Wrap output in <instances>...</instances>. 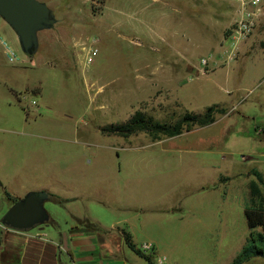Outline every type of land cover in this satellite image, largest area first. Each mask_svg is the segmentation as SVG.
<instances>
[{"label":"rangeland","instance_id":"1","mask_svg":"<svg viewBox=\"0 0 264 264\" xmlns=\"http://www.w3.org/2000/svg\"><path fill=\"white\" fill-rule=\"evenodd\" d=\"M112 1L44 0L59 22L39 34L34 57L11 44L4 30L15 33L0 19L2 36L24 60L12 65L0 56V203L10 202L2 184L17 188L22 179L36 188L30 192L46 186L64 201L45 204L56 231L80 227L78 220L109 223L126 214L147 216L136 202L147 206L152 197L145 191L124 203L126 211L120 209L121 199L128 198L120 192L118 180L125 179L120 170L135 163L141 185L159 184L152 207L157 210L153 222L164 245L162 256L171 264H232L250 235L244 214L250 205L248 177L243 174L250 170L255 180L252 171L257 170L264 177V17L248 39L237 40L231 35L234 25L228 29V20L207 7L191 25L169 20L167 28L148 27L153 38L147 40L125 27H113L103 15ZM91 46L98 54L88 65L83 47ZM202 59L207 67L200 64ZM214 106L227 114L216 115L211 126L162 144L144 133L128 139L102 133L138 110L160 122H175L188 112L203 115ZM37 146L44 158L36 161L32 154L27 173L15 176V163ZM163 146L174 150L164 154L158 150ZM18 152L23 154L18 157ZM55 163L61 171L59 182L49 179ZM220 173L235 176L226 193L227 205L237 216L236 232L223 239L210 214L203 219L207 228L190 224L193 230L183 231L194 220L185 208L201 201L196 210L210 213L219 205L216 197L222 190L196 194L200 185L212 186ZM49 227L41 228L49 232ZM258 245L264 248V243ZM128 253L126 264H147L133 251ZM245 264H264V258Z\"/></svg>","mask_w":264,"mask_h":264},{"label":"crops","instance_id":"2","mask_svg":"<svg viewBox=\"0 0 264 264\" xmlns=\"http://www.w3.org/2000/svg\"><path fill=\"white\" fill-rule=\"evenodd\" d=\"M42 2H44V0H42ZM207 7L214 9L219 19L228 20V29L237 22V17L241 16L239 7L235 3L224 0H113L109 2V6L105 7L103 15L112 21L113 27H125L127 32L135 33L148 40L153 38L148 32V27H158L159 24L160 26L162 24L164 25L163 28H167L169 25H172L170 21H172L173 24L182 22L184 25L186 23L191 25L192 19L199 16V13ZM261 10L262 16L258 20V25L262 22L264 17V4ZM4 33L12 45L16 44L17 46V44H19L16 34L15 36L11 35L7 30H4ZM2 37L4 38V36ZM162 39L166 42L168 41L165 37ZM1 55H4V52L0 46V56ZM107 87L111 88L112 85ZM115 105L116 104H114V106ZM193 131L195 130L185 133H191ZM185 133L181 136H184ZM27 137L32 139L42 138L39 135H28ZM170 140L171 139H164L152 142L162 144ZM132 148L133 147H130V151H136ZM158 150L162 151L164 154H170L169 152L174 149L163 146ZM20 154L23 153L18 152L17 156L19 157ZM32 154L35 155V160L38 161L41 157L44 158L45 152L42 151L41 148H38V146L34 148L30 147L27 153H25V155H29V157L23 159L22 162L18 161L15 163V176H24L27 173L25 168L31 166ZM127 166V169L121 168L120 170V174L123 175L125 179L118 180L120 192H124L122 196L126 195V193L128 195H126L128 198H122V201L119 202L122 211H126L129 207L124 203H128L131 199L135 201L136 195L140 192L145 191L146 195L153 198L159 187V184L155 181H150L149 184L145 186L141 185L140 182L142 179L137 176L138 164L129 163ZM57 169H60V167L57 168L55 163L54 169L49 175L50 181H60L61 171H57ZM243 175H247L248 177L249 189L250 182L254 180L250 179V170L246 171V174ZM233 179H235V176L229 175V173H220L212 186L202 184L198 187L197 196L207 191H216L218 189L220 191L222 190L223 193L221 191L219 196L216 197L219 205L214 211H210V213L202 211L201 209L196 210L197 204L201 201H198L196 205L193 203L188 208H185V210L194 217L193 221L188 222L189 226L190 224L194 227L203 225L207 228V222L203 219L207 214H210L211 218L215 220L214 223H210L214 225L215 228H218L217 232L221 233L220 235H222L223 239H226L227 235L236 232L237 216L233 214V209L227 205L228 199L230 200V198L228 193H226L227 189L232 185ZM19 180L20 182L17 188H13L10 184H2V188L4 187V189H6V193H9L11 197L17 199V201L23 199L30 191H33L32 189H36L29 187L24 180ZM44 187L42 191L47 192L49 195L56 193L46 188V186ZM152 198L146 202L147 206L140 200L136 201L140 203L137 209L148 211L149 214L147 216L141 213L134 215L126 214V217L109 223H103L100 219L94 218L93 220L96 222H91L99 225L106 233L88 232L85 228L79 227L76 224L66 228H62L61 226V229L58 231L52 227L49 232L40 226L39 231L36 233H31L30 231L16 232L8 230L0 225V264H126L128 259L131 258L128 253L130 249L125 243V233L130 235L131 242L137 249L143 244H151L154 247V253L149 255H153L154 258L155 256L163 255L160 248L164 247V245L160 246L163 243L157 238L155 233L156 224L153 222V212H157V210L152 207V203L154 202ZM153 204L156 203L154 202ZM13 205L11 201L9 203H4L3 201L0 203L1 220ZM153 208L154 210H152ZM182 210L183 209L180 208L177 211ZM180 222L183 224V221ZM245 222L247 223L246 219ZM43 226L50 228L49 224ZM192 230L193 227L191 226L185 227L184 225L183 227V231L191 232ZM169 264H171L170 260Z\"/></svg>","mask_w":264,"mask_h":264},{"label":"trees","instance_id":"3","mask_svg":"<svg viewBox=\"0 0 264 264\" xmlns=\"http://www.w3.org/2000/svg\"><path fill=\"white\" fill-rule=\"evenodd\" d=\"M226 114L227 110L214 106L208 108L203 115L188 112L175 122H160L149 116L146 112L138 110L125 123L107 126L102 129V133L106 136H115L124 139L144 133L153 142H157L164 139L179 137L183 133L190 132L195 128L211 126L216 122V115L223 116ZM252 175L255 177V180L251 181L249 184L250 205L245 209V217L250 235L246 246L232 264H245L253 258H264V248L258 245V243H264V177L257 170H253ZM6 196L13 204L17 202V199L12 198L9 193H6ZM50 201L54 204L64 203V201H61L53 195H50ZM49 224L58 228L57 223L52 219H50ZM78 224L88 232H105L99 225L88 220H78ZM124 238L126 245L131 251L144 259L147 264H155L153 255H143L131 242L129 234L125 233Z\"/></svg>","mask_w":264,"mask_h":264},{"label":"water","instance_id":"4","mask_svg":"<svg viewBox=\"0 0 264 264\" xmlns=\"http://www.w3.org/2000/svg\"><path fill=\"white\" fill-rule=\"evenodd\" d=\"M0 19L16 34L22 52L34 57L40 48L39 34L54 29L59 22L53 10L40 0H0ZM47 192H30L4 215L0 225L16 232H28L49 224L45 208Z\"/></svg>","mask_w":264,"mask_h":264},{"label":"built area","instance_id":"5","mask_svg":"<svg viewBox=\"0 0 264 264\" xmlns=\"http://www.w3.org/2000/svg\"><path fill=\"white\" fill-rule=\"evenodd\" d=\"M231 3H235L239 7L241 19L237 21L233 28L231 29L232 37L237 40L248 39L255 31L258 26V20L262 16L261 7L264 3V0H224ZM255 11V12H253ZM0 46L4 52L7 61L14 64L24 63V60L21 59L16 49L5 40L0 34ZM87 52V64H92L94 62V57L98 54L97 48L91 46L89 49L83 47ZM202 66L207 67L208 61L205 59L201 60L200 63ZM140 251L147 254L154 253V247L151 244H143L140 247ZM155 264H169V260L166 256L158 255L154 260Z\"/></svg>","mask_w":264,"mask_h":264}]
</instances>
